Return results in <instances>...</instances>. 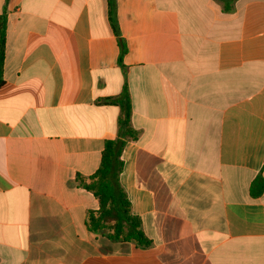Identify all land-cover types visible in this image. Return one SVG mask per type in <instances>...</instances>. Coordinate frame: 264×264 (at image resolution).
Listing matches in <instances>:
<instances>
[{
	"label": "crops",
	"instance_id": "obj_1",
	"mask_svg": "<svg viewBox=\"0 0 264 264\" xmlns=\"http://www.w3.org/2000/svg\"><path fill=\"white\" fill-rule=\"evenodd\" d=\"M0 0V264H264V0ZM127 85L120 182L147 249L88 229Z\"/></svg>",
	"mask_w": 264,
	"mask_h": 264
},
{
	"label": "trees",
	"instance_id": "obj_2",
	"mask_svg": "<svg viewBox=\"0 0 264 264\" xmlns=\"http://www.w3.org/2000/svg\"><path fill=\"white\" fill-rule=\"evenodd\" d=\"M107 1L110 23L120 45L118 64L122 69H125L123 57L126 55L128 48L118 28L116 0ZM217 1L225 4V11H232L233 3L236 0ZM7 25L8 15L5 8L0 17V87L5 84L3 72ZM99 103L118 106L121 109V114L118 120V137L106 141L98 171L89 177H78L79 186L93 193L99 201V209L88 213V229L111 241L134 243L137 247L143 249L150 248L152 241L145 235L141 220L133 215L131 203L120 182L124 168L123 149L127 141L136 140L138 137V132L131 125L132 100L128 86H124L123 92L119 96L103 99ZM250 192L254 198L262 196L264 193V177L262 175L254 180Z\"/></svg>",
	"mask_w": 264,
	"mask_h": 264
}]
</instances>
